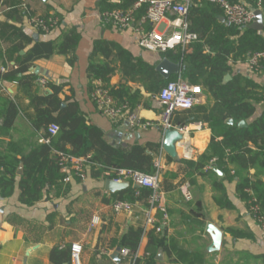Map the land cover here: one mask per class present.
Wrapping results in <instances>:
<instances>
[{
    "label": "crops",
    "instance_id": "0c3cea01",
    "mask_svg": "<svg viewBox=\"0 0 264 264\" xmlns=\"http://www.w3.org/2000/svg\"><path fill=\"white\" fill-rule=\"evenodd\" d=\"M105 1L107 4H118L117 0ZM262 1L264 14V0ZM102 2L103 0H3L0 5V71L4 72L24 63L29 52L34 51L31 71L34 68L40 69L34 94H52L46 84H42L43 80L62 86L59 98L64 106L76 103L87 123L100 129L105 141L114 148L148 143L162 145L161 129L137 132L126 121L113 122L99 111L92 99L96 85L103 84L107 87L100 80L93 81L89 75L91 57L99 42L106 43L111 48L120 47L133 58H141L149 65L155 66L162 61L159 53L146 51L138 46L134 30L121 31L105 24L102 20ZM34 16H54L59 19V26L50 34L40 33L29 25V19ZM73 28L79 33L80 40L75 53L76 60L70 64L69 57L50 55L43 44L57 41ZM113 55L108 61L114 60ZM98 59L100 63H105L104 56L101 55ZM113 67L114 70L109 75V86L118 88L126 85L132 94L138 93L135 111L144 120L158 122L162 108L155 96L147 93L140 84L126 83L119 63H114ZM236 69L264 87V73L249 75L245 64ZM32 73L36 75L33 71ZM1 96L17 100L19 114L9 133L0 130V149L13 141L19 146L22 155L27 156L34 146L41 144L40 139L44 135L43 131H37L33 126L35 112L30 105V98L21 93L16 83L11 82L2 83ZM208 99L204 93L197 105H206ZM190 112L177 113L174 124L177 127L184 126L181 124L186 117H190ZM263 112L264 103H261L257 106L256 118ZM198 116L203 118L202 114ZM200 123L203 127L198 129L197 125ZM188 125L194 130L193 161L197 162L203 156L210 163L211 160H217L210 147L212 132L207 124L194 121ZM137 133L140 135L139 139L135 136ZM55 153L56 151L53 155ZM178 155L179 161L164 151L161 159V189L167 220L159 210L150 214L148 207L142 202L116 199L115 196L121 191H106V180H97L88 171H85L81 180L71 177L69 181H59L46 190L43 200L34 206L21 204V190L17 185L11 198L0 197V264H52L50 256L53 249L74 245L81 247V264H127L121 253L119 263L112 257L118 249L126 247L129 232L137 229L143 230L142 241L137 250L139 258L144 257L151 236L162 230L166 242L156 250L157 264H264V231L250 215L246 201L239 195L237 181H227L219 169L221 175L215 171L207 176H196L195 185H191L194 199L186 202L180 187L185 183L190 184L187 178L189 169L183 163L179 150ZM250 173L254 175L255 170ZM260 179L264 182V171ZM221 183L222 190L219 188ZM134 186L130 183L129 188ZM218 200L228 207H222ZM118 201L130 202L132 210L115 212L113 205ZM151 217L154 219L152 224L148 222ZM94 219L98 220L96 224H93ZM208 224H212L223 234L221 249L215 253L208 251L212 244V237L206 231ZM230 230H235L242 236L237 237Z\"/></svg>",
    "mask_w": 264,
    "mask_h": 264
},
{
    "label": "trees",
    "instance_id": "16d2710c",
    "mask_svg": "<svg viewBox=\"0 0 264 264\" xmlns=\"http://www.w3.org/2000/svg\"><path fill=\"white\" fill-rule=\"evenodd\" d=\"M118 4H107L103 0L102 12L115 9L128 10L137 0H117ZM239 2L240 0H231ZM250 7L256 8L258 0H245ZM3 0H0V5ZM143 7L137 14L139 20L145 12ZM51 16H46L48 18ZM224 17L220 7L209 1L195 3L189 9L188 21L190 31L198 33L201 40L186 48H177L166 53H159L161 60L169 59L181 65L182 72L169 80H165L157 71V65H149L141 58H133L120 47L99 42L91 57L89 75L94 80H100L114 96L116 103L127 101L132 109L137 105L138 93L132 94L126 85L118 88L110 87L109 75L114 70L113 64L119 63V69L127 82L143 86L147 93L158 95L170 81L181 76L192 85L201 86L208 96L206 105H196L181 125L194 121H203L212 132L211 150L217 161L211 169L206 156L197 162L183 160L189 169L187 178L190 185H195L196 176L214 174L218 169L227 181H237V191L244 201L249 200L247 190L252 191L261 210L264 213V182L260 179L264 171V112L257 116V106L264 103V87L257 84L236 68L245 60L250 52L264 51L263 33L245 28H238L222 22ZM80 35L76 28L64 33L57 41L43 44L47 53L69 57V63L76 60V50ZM114 54V55H113ZM35 52H29L25 62L4 72L0 71V130L9 133L13 128L19 107L17 100L1 96L3 82L16 83L21 93L30 98L35 116L32 119L37 131H43V137H48L47 130L51 125L59 126V132L51 138L50 144L41 143L33 147L27 156L22 155L19 146L13 141L0 149V197L9 199L18 185L20 202L24 206H34L44 198V193L66 177L81 180L82 174H65L60 167V158L53 152L68 153L74 157L93 156V164L89 165L91 176L97 180H109L113 175L111 168L130 169L146 174H154V162L162 150L161 144L131 145L114 148L104 139V133L89 125L76 103L64 102L59 98L62 86L46 83L52 94L39 96L34 94L39 77L31 71L32 58ZM104 56L105 63L99 62V56ZM113 55L114 60H109ZM230 75L231 80L224 82ZM95 89V88H94ZM93 89V91H94ZM196 113V114H195ZM202 114L200 119L198 115ZM193 118V120H191ZM229 119L234 124L227 123ZM244 121L245 127H239ZM22 156L19 158V156ZM23 166V173L18 174ZM251 170L255 174L251 175ZM197 174V175H195ZM223 184L219 185L222 190ZM151 191L148 189L129 188L121 191L118 200H129L132 203L142 202L148 207ZM222 207V201L218 200ZM157 228H160L159 226ZM235 236L242 234L230 230ZM143 230L130 231L126 239V247L135 252L139 249ZM162 230L154 233L149 241L143 258H138L135 264H157L156 250L166 241ZM72 247H57L51 252L52 264H68L71 262ZM264 258V256H263Z\"/></svg>",
    "mask_w": 264,
    "mask_h": 264
},
{
    "label": "built area",
    "instance_id": "2783aa9c",
    "mask_svg": "<svg viewBox=\"0 0 264 264\" xmlns=\"http://www.w3.org/2000/svg\"><path fill=\"white\" fill-rule=\"evenodd\" d=\"M209 1L220 7L223 12L225 21L229 25L238 28L249 27L255 22V13L252 7L245 1L240 0L235 3L231 0H137L128 10L115 9L106 11L102 14V20L105 24L114 28L127 31L134 30L137 36L138 46L146 51L155 53H166L177 48H186L196 44L201 40L198 33L190 31L188 21L189 9L198 2ZM146 7L144 14L138 20L136 14ZM255 10L263 9V1H257ZM29 25L36 31L43 34H50L59 26V19L51 16L48 18L42 16H34L29 19ZM245 64L249 75H260L264 73V51L250 52L244 61L239 64ZM4 71V70H3ZM45 85L46 81H42ZM204 91L201 86L192 85L179 76L176 80L168 82L155 96V100L162 108V113L158 122L144 120L131 105L125 101L117 104L110 89L103 84L96 85L92 92V99L97 105L99 111L113 122L126 121L130 128L137 132L147 131L153 128H159L163 133L167 130H174L178 127L174 124L175 115L179 112H188L200 103ZM201 129L203 125H197ZM59 126L51 125L47 130L48 137H42L40 143L50 144L51 138L55 137L59 132ZM190 125L180 126V134L182 140L177 143V151L181 152L182 159L193 161L195 159V147L192 141V133ZM164 150L162 148L160 154L155 159L154 174H146L130 169L111 168L110 173L113 175L112 181L115 183L129 182L139 186L142 189L151 191L148 199L149 213L159 210L163 213L164 219H168L165 207L163 206V192L161 189V159ZM60 158V167L63 173L75 175L82 174L85 176L86 168L93 164V156L74 157L68 153L56 152ZM217 160H211L208 169ZM71 176L66 177L65 181H69ZM183 199L191 202L194 194L189 183H185L180 187ZM249 200V213L256 223L264 231V213L261 210L255 194L247 190ZM114 211L117 213L130 212L132 204L128 201H118L113 205ZM98 220L94 219L93 224ZM149 223H154L151 217ZM121 257L126 260L127 264H135L139 258L137 251L123 248ZM71 264H81V247L74 245L71 252Z\"/></svg>",
    "mask_w": 264,
    "mask_h": 264
},
{
    "label": "water",
    "instance_id": "95a60500",
    "mask_svg": "<svg viewBox=\"0 0 264 264\" xmlns=\"http://www.w3.org/2000/svg\"><path fill=\"white\" fill-rule=\"evenodd\" d=\"M252 10L254 11L256 18H255V22L252 25H250L248 27V29L254 30L257 32H263V30H264V14L261 10H255L254 8H252ZM221 20H222V22H226L224 17ZM32 71L36 75H39V73H40L39 68H34ZM156 71L165 80H169L171 77H173L175 75H180L182 72V67H181V65L173 63L169 59L166 58L157 64ZM230 80H231V76L228 75L225 77L224 82L226 83ZM227 123L230 125H233L234 120L229 119L227 121ZM238 126L239 127H245L246 123L244 121H242L239 123ZM179 130H180V127H178L177 129H174V130L165 131L163 133V141H162V147H163V150L165 151V153L177 161L180 160V157H179L178 151H177V143L180 140H182V138H183L182 135L180 134ZM135 136L137 139H139L140 135L137 133V134H135ZM22 169L23 168L20 167V169L18 171L19 175H21L23 173ZM216 173L221 175L219 173V171H217V170H216ZM129 187H130L129 182L115 183L114 181L109 179L105 183L106 191L111 192V193H117V192L126 190ZM134 188L137 189V188H139V186L135 185ZM206 231L212 237V244L208 248V251L212 252V253L220 251L221 245H222V239H223L222 232L219 229H217L215 226H213L212 224L207 225ZM119 253H121V249H118V251L112 257L116 263L120 262Z\"/></svg>",
    "mask_w": 264,
    "mask_h": 264
}]
</instances>
